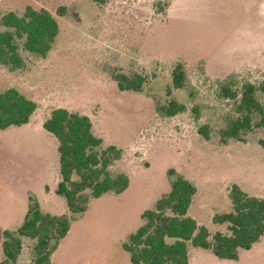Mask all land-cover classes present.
I'll use <instances>...</instances> for the list:
<instances>
[{
    "label": "rangeland",
    "instance_id": "1",
    "mask_svg": "<svg viewBox=\"0 0 264 264\" xmlns=\"http://www.w3.org/2000/svg\"><path fill=\"white\" fill-rule=\"evenodd\" d=\"M29 5L49 10L59 34L45 57L20 41L24 66L0 63V90L16 88L37 105L28 123L0 129V261L3 231L22 223L32 200L44 212L70 215L56 192L58 142L43 128L57 107L91 118L102 148L121 150L109 170L127 174L130 184L119 194L92 198L85 212L73 215L50 264H132L122 243L178 176L196 186L188 215L211 234L228 232L212 217L232 211V184L264 197V128L222 142L219 130L233 101L218 94L220 82L231 79L239 89L264 78V0H0V20L9 11L22 15ZM177 63L186 73L182 88L172 82ZM121 73L143 76L141 90H120L114 75ZM171 98L187 109L159 114L158 106ZM35 244L23 238L13 264H33ZM189 249L193 258L197 252L214 256ZM241 252L248 264H264V236Z\"/></svg>",
    "mask_w": 264,
    "mask_h": 264
},
{
    "label": "trees",
    "instance_id": "2",
    "mask_svg": "<svg viewBox=\"0 0 264 264\" xmlns=\"http://www.w3.org/2000/svg\"><path fill=\"white\" fill-rule=\"evenodd\" d=\"M93 1L103 4L107 0ZM0 21L4 27L0 30V63L11 69L24 66L20 41L25 50L45 57L59 34L57 19L45 8L29 5L22 15L9 11ZM114 79L120 90L139 91L145 82L140 74L121 73L114 75ZM172 82L175 88L185 85L182 63L174 67ZM218 94L233 101V111L224 116L225 126L219 130L222 142L230 138L242 141L254 128H264V78L258 84L244 82L239 89L231 79L220 82ZM36 107L34 100L16 88L0 90V129L28 123ZM186 109L184 103L171 98L159 105L157 111L163 116H174ZM43 128L58 142L60 180L56 192L65 198L70 215L44 212L40 203L32 200L22 223L15 230L3 231L0 264L17 261L25 237L36 240L33 264H50L52 253L71 228L73 215L85 212L92 198L109 192L119 194L130 184L127 174H112L109 170L121 157V150L114 145L102 148L103 140L94 134L88 115L57 107L44 121ZM199 132L209 138L206 126H201ZM259 144L264 147V138ZM196 192L189 179L178 176L171 182L169 192L142 212V223L122 243L132 264H189L190 245L209 249L221 259L236 260L240 249H251L264 236V197L250 195L232 184L228 193L232 211L212 217L214 223H226L228 232L211 234L188 215Z\"/></svg>",
    "mask_w": 264,
    "mask_h": 264
},
{
    "label": "crops",
    "instance_id": "3",
    "mask_svg": "<svg viewBox=\"0 0 264 264\" xmlns=\"http://www.w3.org/2000/svg\"><path fill=\"white\" fill-rule=\"evenodd\" d=\"M255 244L253 245V247L255 246ZM252 248H251V250H252ZM248 250H250V249H248ZM196 255H197V257L195 256L196 258H193L192 255L190 254V249H189V264H201L200 259L197 261V258H204L206 260L208 259V261L213 262L214 264H248L250 261V258L248 256H243L241 249L239 251V257L236 260L221 259V258H218L217 256H215L214 254H213L214 256H212L209 253H205V252L204 253L203 252H197Z\"/></svg>",
    "mask_w": 264,
    "mask_h": 264
}]
</instances>
